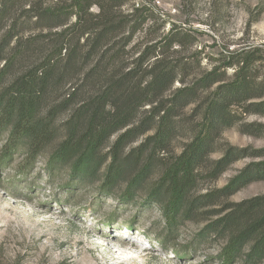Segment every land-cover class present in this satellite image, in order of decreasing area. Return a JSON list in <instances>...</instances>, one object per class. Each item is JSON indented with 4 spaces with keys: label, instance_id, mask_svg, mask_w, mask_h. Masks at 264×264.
<instances>
[{
    "label": "trees",
    "instance_id": "trees-1",
    "mask_svg": "<svg viewBox=\"0 0 264 264\" xmlns=\"http://www.w3.org/2000/svg\"><path fill=\"white\" fill-rule=\"evenodd\" d=\"M153 1L0 0V132L7 135L0 166L22 148L27 167L49 154L50 173L67 168L73 181L99 180L107 193L125 179L123 200L133 202L155 154L187 124L193 135L163 165L148 196L160 204L171 234L198 209L264 180V162H252L226 188L191 196L208 160L218 178L241 158L264 156L226 143L211 158L236 109L264 115V78L258 80L264 48L229 51L222 66L203 68L185 56L190 32L164 19ZM261 206L264 197L237 203L205 226L201 241L228 239L223 264L237 262L247 244L245 264L260 258Z\"/></svg>",
    "mask_w": 264,
    "mask_h": 264
},
{
    "label": "rangeland",
    "instance_id": "rangeland-1",
    "mask_svg": "<svg viewBox=\"0 0 264 264\" xmlns=\"http://www.w3.org/2000/svg\"><path fill=\"white\" fill-rule=\"evenodd\" d=\"M144 1L152 0L140 3ZM153 3L164 19L190 32L185 56L196 57L203 68L222 66L229 51L264 48V0H154ZM166 28H170L169 23ZM232 74L233 69L229 68L227 77ZM258 75L259 81L264 78V63L258 66ZM235 111V122L222 132L214 145L212 159L222 155L220 149L226 143L254 155L264 153V115L249 113L244 106ZM187 116L193 117L191 108ZM192 135L190 126L185 124L170 148L155 154L153 170L133 202L123 200L125 179L107 193L101 189L99 180L89 184L73 181L67 168L50 173L49 154L27 167L24 149L14 153L0 166V264H115V257L124 264H223L220 258L228 239L211 236L201 241L199 234L206 225L226 216L237 203L264 197V180L250 182L217 198L180 222L176 232L167 234L163 209L148 196L163 165L172 154L181 151ZM6 139L7 135L0 132V156ZM140 141L129 145L127 152ZM108 151L109 148L103 153ZM252 162H264V156L241 158L213 178L208 160L199 170L191 196L226 188ZM134 170L132 166L130 173ZM255 217L264 220V206ZM110 247L121 250L114 254ZM251 247L247 244L234 264H245ZM248 264H264V254Z\"/></svg>",
    "mask_w": 264,
    "mask_h": 264
},
{
    "label": "bare ground",
    "instance_id": "bare-ground-1",
    "mask_svg": "<svg viewBox=\"0 0 264 264\" xmlns=\"http://www.w3.org/2000/svg\"><path fill=\"white\" fill-rule=\"evenodd\" d=\"M110 250L111 251H113V253L115 254L118 250H121L120 248L119 249H117L116 251L115 250H113L111 247H110ZM124 251V250H123ZM122 252V251H121ZM118 253H120V252H118ZM123 254V253H122ZM113 258V257H112ZM115 259V264H124V262L122 261V260H120V258L119 257H115L114 258ZM103 264H110V263H108V262H105V263H103Z\"/></svg>",
    "mask_w": 264,
    "mask_h": 264
}]
</instances>
